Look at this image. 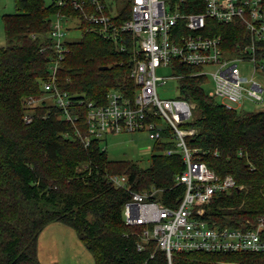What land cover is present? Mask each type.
<instances>
[{"label": "trees", "instance_id": "1", "mask_svg": "<svg viewBox=\"0 0 264 264\" xmlns=\"http://www.w3.org/2000/svg\"><path fill=\"white\" fill-rule=\"evenodd\" d=\"M62 0H14L16 12L2 16L8 45L0 46V264H42L39 236L49 223H64L75 230L95 264H170L166 251L142 237L144 226L125 222V204L132 193L156 190L155 199L177 208L186 186L177 178L185 170L180 150L169 127L155 141L151 165L133 160H112L104 140L91 138L88 146L87 103L106 104L110 91L134 100L137 91L132 71L143 59L132 33L105 37L94 30L85 12L62 6ZM73 1V0H65ZM87 2L88 13L94 8ZM112 2L124 4L114 12ZM106 13L121 24L131 18L130 0H107ZM184 13L206 10L204 0L181 3ZM58 12L79 19L80 40H67L57 84L75 100V121L47 100L43 83L51 79L55 56L50 32ZM114 12V13H113ZM178 34L189 29L180 22ZM205 33L221 35L225 52L235 53L250 40L245 23H221L208 18ZM264 45V43H261ZM264 52V49L262 50ZM107 66V68H103ZM201 68L174 61L177 79L174 97L196 107L186 127L196 130L186 138L196 158L218 175L235 177L238 187L220 192L204 205V219L221 227H252L264 217V109L258 112L228 109L205 90ZM47 94V93H46ZM83 100L84 104H80ZM32 117L29 123L25 117ZM127 176L128 186H116L111 176ZM264 238V234H263ZM141 244L142 248H139ZM264 264V252H176L172 264Z\"/></svg>", "mask_w": 264, "mask_h": 264}, {"label": "built area", "instance_id": "2", "mask_svg": "<svg viewBox=\"0 0 264 264\" xmlns=\"http://www.w3.org/2000/svg\"><path fill=\"white\" fill-rule=\"evenodd\" d=\"M107 0H90L94 8L86 11L87 2L73 0L59 2L68 7L85 12L84 17L91 22L94 30L105 37L114 38L118 33H132L138 38L137 46L143 59L136 61L132 71L137 91L133 99L119 91H110L106 104L87 103V134L83 138L88 146L91 138L105 140L108 134L122 132H147L153 140L165 137L167 127L174 135L176 147L165 151L168 155L180 150L183 154L185 170L177 178L186 186L185 195L172 208L155 199L156 190L133 192L132 199L125 204V222L130 225H143L142 237L153 240L157 247L166 251L172 264L174 253L178 252H264V217L249 228L219 227L203 216L204 205L220 192H232L236 187L235 177L218 175L207 163L196 158L199 150L189 149L186 138L195 132L194 127L184 126L193 117L196 105L177 97L162 98L158 92L169 77L158 75L159 67H173L177 61L183 65L200 67L192 75L212 77L214 84L211 96L220 99L226 108L240 109L247 101L264 106V87L255 75H243L240 61H252L255 71L259 62L264 61V0H204L206 10L200 13H184L181 3L186 0H130L131 18L118 24L106 13ZM208 18H216L221 23L239 20L245 23L251 33L250 40L240 46L235 53L225 52L221 35L205 33ZM79 19L68 18L58 12L53 21L50 37L53 39L55 56L52 60V77L43 83V90L53 97L57 106L64 110L67 121L78 117L73 113L75 100L57 84V75L63 60L67 41L66 25ZM183 22L189 29L187 35L178 34L176 26ZM215 68L213 71L211 69ZM264 71V65L260 66ZM172 78L183 75L173 73ZM84 104L83 100H79ZM264 109V108H263ZM32 117L27 115V123ZM105 148V146H104ZM110 180L118 187H127V176H111ZM141 249V244L139 245Z\"/></svg>", "mask_w": 264, "mask_h": 264}, {"label": "rangeland", "instance_id": "3", "mask_svg": "<svg viewBox=\"0 0 264 264\" xmlns=\"http://www.w3.org/2000/svg\"><path fill=\"white\" fill-rule=\"evenodd\" d=\"M48 3L51 0H46ZM114 7V12L117 9H123L124 4H117L112 2ZM14 0H0V46L8 45V40L5 34V24L3 23L2 16L4 14H13L16 12ZM113 12V13H114ZM78 21V20H77ZM75 20L71 21L66 25L67 40H80L82 36V29L79 27V22ZM264 65V61L259 62V68L255 71V64L252 61H240L239 67L243 75H247L250 78L254 77L263 84L264 87V71L260 69V66ZM215 68L211 69L213 71ZM158 75L169 77L168 82L165 85H160L158 92L162 98H174L178 94L177 86L178 80L172 78L173 71L171 67H159L157 71ZM205 90L211 93L214 88L212 77L204 85ZM47 100L49 103H54L53 97L49 94H44L42 100ZM221 102L220 99H217ZM264 106L251 103L246 100L244 106L240 108L241 110H248L253 112L261 111ZM103 142L106 150L109 153V157L112 160H130L137 162L142 168L146 169L151 164V157L154 153L152 149L155 145V140L151 139L147 132H122L117 134H108ZM58 223V222H55ZM67 231L54 230L49 236H44L42 232L39 236L42 243L40 246L41 252V263L43 264H92L91 253H85V246L79 239H74L75 231L73 228L66 227ZM46 232V231H45ZM69 232L71 235H67ZM73 234V236H72ZM44 236V238H43ZM77 237V236H76ZM74 241H73V239ZM44 239V240H43ZM83 249V253L81 252ZM40 254V253H39ZM93 254V253H92ZM87 261V263H86ZM229 264H239L235 262H230Z\"/></svg>", "mask_w": 264, "mask_h": 264}, {"label": "crops", "instance_id": "4", "mask_svg": "<svg viewBox=\"0 0 264 264\" xmlns=\"http://www.w3.org/2000/svg\"><path fill=\"white\" fill-rule=\"evenodd\" d=\"M66 227H69L70 228V226H68V225H66V224H64V223H60V222H58V223H55V222H52V223H49L48 225H47V227L44 229V236H49L54 230H58V231H67V228ZM46 231V232H45ZM75 231V230H74ZM67 235L69 234V232H67L66 233ZM69 235H71V233L69 234ZM44 236H43V238H44ZM72 236H73V234H72ZM74 239H78L79 237H78V235H77V233L75 232V234H74ZM77 236V237H76ZM73 239V238H72ZM74 239H73V241H74ZM80 239V238H79ZM78 239V240H79ZM44 240V239H43ZM81 240V239H80ZM82 241V240H81ZM41 243H42V241H41V239H39V256L41 257V252H40V246H41ZM82 243L84 244V242L82 241ZM84 246H85V244H84ZM84 249V248H83ZM83 249L81 248V252L83 253ZM87 252H89L90 253V251L87 249V247L85 246V253H87ZM84 254V253H83ZM91 261H92V264H95V260H94V255L91 253ZM42 260V259H41ZM86 263H87V261H86ZM43 264V263H42Z\"/></svg>", "mask_w": 264, "mask_h": 264}, {"label": "water", "instance_id": "5", "mask_svg": "<svg viewBox=\"0 0 264 264\" xmlns=\"http://www.w3.org/2000/svg\"><path fill=\"white\" fill-rule=\"evenodd\" d=\"M103 68H107V66L103 67Z\"/></svg>", "mask_w": 264, "mask_h": 264}]
</instances>
